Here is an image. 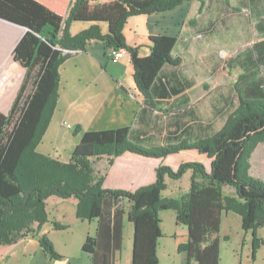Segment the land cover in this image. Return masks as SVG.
I'll use <instances>...</instances> for the list:
<instances>
[{
  "label": "trees",
  "instance_id": "trees-1",
  "mask_svg": "<svg viewBox=\"0 0 264 264\" xmlns=\"http://www.w3.org/2000/svg\"><path fill=\"white\" fill-rule=\"evenodd\" d=\"M184 1H198L201 12L203 0L100 4L90 0H0V19L26 29L12 53L13 60L25 69V77L9 113L0 114V245L34 237L47 256L61 259L41 234L48 218L46 200L54 196L74 198L76 218L96 223L94 235H87L81 247L83 254L92 256V264H113L114 254L121 249L124 221L133 226L131 264H158L159 213L168 210L175 213V225L187 229V243L178 246V252L186 254V264H219L220 220L229 210L240 215L242 230L251 232L254 259L255 229L264 228V182L247 171L253 152L264 141V20L256 25L262 40L239 63L241 74L234 84L238 106L219 132L192 142L174 136L169 142L175 143L145 147L132 140L130 126L103 131L76 127L73 134L80 138L68 163H58L35 150L58 96L59 68L70 56L64 51H84L91 40L104 43L108 59L109 50L129 53L135 87L150 108L164 111L159 105L171 96H178L176 106L185 104L180 84L166 81L164 73L179 65L172 55L177 38L151 37L149 55L139 57L123 36L130 17L170 11ZM249 3L255 8V0ZM73 23L91 26L72 36L69 27ZM101 23L107 27L105 34L98 26ZM186 142L189 144H183ZM186 150H197L210 159L209 168L198 162L184 163L176 172L158 167L154 183L135 191L103 188L106 174L99 175L91 167L101 157L108 158L110 167L125 153L164 159ZM187 170L191 171L189 191L164 199V177L177 180ZM225 188H233L237 197L229 206H224ZM53 227L64 230L57 223Z\"/></svg>",
  "mask_w": 264,
  "mask_h": 264
},
{
  "label": "crops",
  "instance_id": "crops-1",
  "mask_svg": "<svg viewBox=\"0 0 264 264\" xmlns=\"http://www.w3.org/2000/svg\"><path fill=\"white\" fill-rule=\"evenodd\" d=\"M107 1L112 0H90L91 4ZM173 12L130 17L123 28L126 45L135 48L139 57H146L149 55L151 37L166 35L177 38L175 29L169 21ZM90 26L85 23H73L69 27V33L73 36ZM98 26L102 34L107 32L105 24L101 23ZM24 33L25 30L22 27L0 19V114L3 115L9 113L25 77V69L13 60L12 55L14 47ZM64 53L70 56L59 68L58 96L46 130L36 146V152L50 157L64 155V162H67L70 159L71 150L79 142L80 135L71 134L65 124H69L73 129L79 127L82 131H103L130 126L132 140L145 147L168 144L174 136L179 137L183 131L182 128H175L173 130L176 132L175 135L169 134L168 132L172 131L170 128L156 122L160 112L144 103L133 81V68L127 51H124L118 61H111L106 56L104 43L91 40L86 43L84 51L72 54L64 51ZM167 78L166 81L171 83V79ZM176 84L180 83L176 82ZM180 92V96L187 102L185 91ZM177 103H179L178 96H171L166 98L159 107L161 109L170 108ZM202 129L204 130V126L197 130L201 135ZM197 131L193 135L189 130L191 136L183 135L182 138L189 142L203 138ZM256 150L257 147L251 159ZM158 161L160 159L142 158L125 153L116 158L113 165L106 169L103 188L135 191L140 187L150 185L155 181ZM198 161L202 160L198 158ZM257 171L261 176L256 178L264 181L262 178L264 165H260ZM74 202L76 204L75 200ZM159 216L162 237L157 247L158 264L163 256L159 251V245L162 243L161 239L166 238L164 214L160 212ZM75 219L85 223L78 220L76 216ZM87 223L88 229L83 234L68 241L70 253L67 251L58 253L61 259H51L42 251L36 238L26 237L13 245H0V264H92V256L81 252L86 236H93L96 229L95 222ZM173 223L171 238L176 241L177 245L186 244L187 229L185 226L175 225V213ZM46 225L43 226L41 234L47 235ZM221 227L222 220H220L219 233ZM132 239L133 226L124 221L121 249L114 254L113 264H131ZM179 255L180 258L173 256L171 260L169 259V264H177L178 261L180 264H186V254L180 252ZM109 261L112 263V258L108 260V263Z\"/></svg>",
  "mask_w": 264,
  "mask_h": 264
},
{
  "label": "rangeland",
  "instance_id": "rangeland-1",
  "mask_svg": "<svg viewBox=\"0 0 264 264\" xmlns=\"http://www.w3.org/2000/svg\"><path fill=\"white\" fill-rule=\"evenodd\" d=\"M203 1L201 12L198 1H184L176 9L170 10L174 12L170 15L171 19L168 18L178 38L173 57L179 60V65L166 68L164 73L174 80L175 84L180 83V87L187 94L188 104L162 109L164 111L157 115L156 122L170 128L172 131L168 133L171 135L176 134L173 131L175 128H182L178 140H182L183 135L191 136V132L194 135L202 126H204V130H201L202 135L197 131L200 137L210 136L222 129L238 106L234 84L241 74L239 63L242 55L253 44L262 40V35L256 28L257 23L264 20L262 0H255V8L249 0ZM74 129L72 126L70 129L67 128L71 134ZM47 157L58 163L69 162V160L64 162L65 156L60 154L58 157ZM198 158L203 162L198 161ZM107 160V157L98 158L92 162L91 167L99 175L106 174ZM191 162L202 163L208 168L211 160L197 150L179 151L168 158L160 159L157 168L165 166L176 172L180 165ZM260 165H264V141L257 145L253 158H250L248 175L253 178L261 176L257 171ZM190 177V170L185 171L177 180L165 176L162 197L170 199L178 194L187 193ZM224 194V206L234 204V200L237 199L234 189L225 188ZM74 200V198L62 200L54 196L46 200L48 218L45 236L57 254L66 251L70 253L68 241L88 229V221L81 223L75 219ZM161 214H164L166 238L161 239L162 243L159 245V251L163 255L160 264H169L173 256L176 258L180 256L178 252L180 244L177 245L170 234L174 226V212L161 211ZM222 216V227L218 233L219 264H264V228L255 229L257 242L253 259L252 234L242 230L240 215L229 210L224 211ZM53 223L61 225L64 230H56ZM177 264H180L179 261Z\"/></svg>",
  "mask_w": 264,
  "mask_h": 264
},
{
  "label": "built area",
  "instance_id": "built-area-1",
  "mask_svg": "<svg viewBox=\"0 0 264 264\" xmlns=\"http://www.w3.org/2000/svg\"><path fill=\"white\" fill-rule=\"evenodd\" d=\"M123 54H124V50H118V51L109 50L108 51V56L110 58L109 60H112V61H118L119 59H121ZM65 127L69 129L71 128L69 124H65Z\"/></svg>",
  "mask_w": 264,
  "mask_h": 264
},
{
  "label": "water",
  "instance_id": "water-1",
  "mask_svg": "<svg viewBox=\"0 0 264 264\" xmlns=\"http://www.w3.org/2000/svg\"><path fill=\"white\" fill-rule=\"evenodd\" d=\"M26 31V29H24Z\"/></svg>",
  "mask_w": 264,
  "mask_h": 264
}]
</instances>
